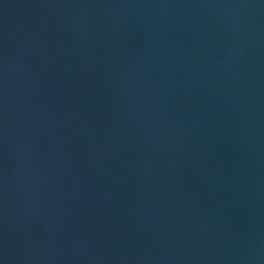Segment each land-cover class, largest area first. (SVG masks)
I'll use <instances>...</instances> for the list:
<instances>
[{"label":"water","instance_id":"water-1","mask_svg":"<svg viewBox=\"0 0 264 264\" xmlns=\"http://www.w3.org/2000/svg\"><path fill=\"white\" fill-rule=\"evenodd\" d=\"M0 264H264V0H0Z\"/></svg>","mask_w":264,"mask_h":264}]
</instances>
